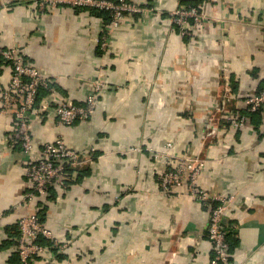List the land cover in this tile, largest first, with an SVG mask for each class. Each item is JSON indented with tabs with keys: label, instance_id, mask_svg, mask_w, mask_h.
Instances as JSON below:
<instances>
[{
	"label": "crops",
	"instance_id": "obj_1",
	"mask_svg": "<svg viewBox=\"0 0 264 264\" xmlns=\"http://www.w3.org/2000/svg\"><path fill=\"white\" fill-rule=\"evenodd\" d=\"M131 1L158 11L112 27L89 10L0 0V47H17L51 79L52 92H39L36 103L78 101L102 83L86 120L59 124L54 103L34 114V156L56 136L77 156L65 187L50 185L30 202H22L32 185L13 117L0 112V264H21L17 221L32 212L65 243L55 250L43 241L35 264H211L210 205L157 185L170 156L189 148L205 160L199 185L234 195L225 216L229 264H264V109L245 105L264 90V0H202L210 20L190 35L166 12L198 0ZM10 75L0 53V94ZM218 105L246 115L245 125L206 136L209 120H222Z\"/></svg>",
	"mask_w": 264,
	"mask_h": 264
},
{
	"label": "built area",
	"instance_id": "obj_2",
	"mask_svg": "<svg viewBox=\"0 0 264 264\" xmlns=\"http://www.w3.org/2000/svg\"><path fill=\"white\" fill-rule=\"evenodd\" d=\"M27 1L40 11L67 5L74 8L95 7L109 11L110 24L116 27L127 15L154 14L158 9L146 4H138L131 0H3L5 4ZM204 5L183 6L176 5L167 11L170 22L178 28L181 35H190L193 26L209 21ZM106 41L103 45H106ZM0 53L11 64V75L7 86L0 94V112L11 114L13 117V138L18 142L25 155V174L31 182L22 202H30L35 197L44 196L50 185L63 186L68 178L65 168L72 165L77 156L74 148L70 147L63 137L56 136L53 140L43 144L40 155H33V138L30 131V122L36 112H45L55 104L59 124L71 125L75 121L86 120L94 112L101 94L102 83L96 80L93 91L78 101L70 98L53 97L37 101L40 89H48L51 79L36 65L26 62L17 47L3 49ZM224 95L230 94V83L224 81ZM245 105L252 111L264 109V90L250 94L245 98ZM218 111L223 108L215 107ZM36 109V110H35ZM223 119L228 126L222 125L213 119L206 124L205 135L216 137L244 126L247 119L244 114H235L223 110ZM222 132V133H221ZM223 135V136H224ZM221 143V138L217 142ZM168 145H170L168 143ZM169 167L161 170L157 175V185L166 195H191L197 200L210 205V216L207 225L208 236L213 243V256L211 264H229L230 253L226 239L228 227L224 223L225 216L233 203L234 195L212 193L199 185V176L205 167V160L189 148L179 154H172ZM183 189H179L182 188ZM18 238L16 252L21 264H35L36 259L44 252L45 246L39 240H49L51 246L62 250L65 243L61 241L56 232L41 222L39 216L32 213L21 215L17 221Z\"/></svg>",
	"mask_w": 264,
	"mask_h": 264
},
{
	"label": "trees",
	"instance_id": "obj_3",
	"mask_svg": "<svg viewBox=\"0 0 264 264\" xmlns=\"http://www.w3.org/2000/svg\"><path fill=\"white\" fill-rule=\"evenodd\" d=\"M200 1H202V0H198L197 2H181V3H183L184 5L183 6H197V5H199V4H201L200 3ZM180 3V5H182ZM75 9H78V10H89V12H91L92 14H94V15H96V16H98V17H101L104 21H110V19H111V16H110V13H109V11H107V10H104V9H99V8H95V7H85V8H75ZM47 89H40L39 90V92H41V91H46ZM260 92V91H259ZM39 95V94H38ZM248 110H250V109H248ZM250 111H252V110H250ZM257 111H260V110H257ZM252 112H256V111H252ZM222 120H219L218 122H220L222 125H224V126H228V124L224 121V119H223V117L221 118ZM76 122V121H75ZM73 124V123H72ZM65 172L67 173V175L71 172V167H70V165H68V166H66V168H65ZM69 178H67L64 182V185H63V187H65L66 186V184H67V182H69ZM207 204V203H206ZM224 223H225V221H224ZM227 224V223H226ZM228 225V224H227ZM226 225V226H227ZM228 229V228H227ZM229 230H228V233H227V235H226V239H227V241H228V245H229V250H230V242H229V238H228V236H229ZM45 240H47V239H45V238H40V242L43 244V241H45ZM47 242H49V240H47ZM50 243V242H49ZM51 244V243H50ZM55 250L57 249L56 247H54V246H52ZM58 250V249H57Z\"/></svg>",
	"mask_w": 264,
	"mask_h": 264
}]
</instances>
